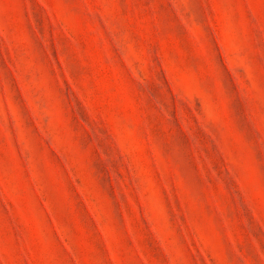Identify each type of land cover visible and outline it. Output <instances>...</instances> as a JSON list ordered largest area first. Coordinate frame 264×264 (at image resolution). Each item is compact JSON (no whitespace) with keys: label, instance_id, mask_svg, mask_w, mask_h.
Masks as SVG:
<instances>
[{"label":"rangeland","instance_id":"obj_1","mask_svg":"<svg viewBox=\"0 0 264 264\" xmlns=\"http://www.w3.org/2000/svg\"><path fill=\"white\" fill-rule=\"evenodd\" d=\"M0 264H264V0H0Z\"/></svg>","mask_w":264,"mask_h":264}]
</instances>
